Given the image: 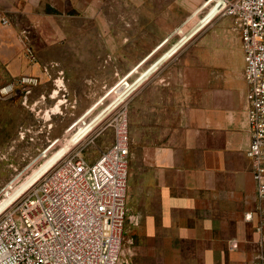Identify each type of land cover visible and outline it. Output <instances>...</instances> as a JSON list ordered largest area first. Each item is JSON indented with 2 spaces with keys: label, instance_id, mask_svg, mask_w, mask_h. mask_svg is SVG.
Segmentation results:
<instances>
[{
  "label": "rangeland",
  "instance_id": "1",
  "mask_svg": "<svg viewBox=\"0 0 264 264\" xmlns=\"http://www.w3.org/2000/svg\"><path fill=\"white\" fill-rule=\"evenodd\" d=\"M219 2L0 0V212L67 152L93 160L121 118L133 175L143 97L177 95L166 66L219 15ZM22 76L36 81L2 91Z\"/></svg>",
  "mask_w": 264,
  "mask_h": 264
},
{
  "label": "crops",
  "instance_id": "2",
  "mask_svg": "<svg viewBox=\"0 0 264 264\" xmlns=\"http://www.w3.org/2000/svg\"><path fill=\"white\" fill-rule=\"evenodd\" d=\"M211 20L166 66L177 95L143 97L133 175L129 146L123 264H264V198L245 155L244 53L232 18Z\"/></svg>",
  "mask_w": 264,
  "mask_h": 264
},
{
  "label": "built area",
  "instance_id": "3",
  "mask_svg": "<svg viewBox=\"0 0 264 264\" xmlns=\"http://www.w3.org/2000/svg\"><path fill=\"white\" fill-rule=\"evenodd\" d=\"M219 5L218 14L232 18L244 53L250 132L245 155L256 194L264 198V0ZM29 80L36 78L22 76L1 89ZM129 154L127 122L121 118L113 125V140L93 160L72 150L53 162L0 212V264H116Z\"/></svg>",
  "mask_w": 264,
  "mask_h": 264
}]
</instances>
